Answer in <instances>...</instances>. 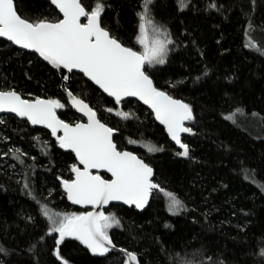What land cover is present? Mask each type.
Returning <instances> with one entry per match:
<instances>
[{
  "label": "snow or ice",
  "instance_id": "obj_1",
  "mask_svg": "<svg viewBox=\"0 0 264 264\" xmlns=\"http://www.w3.org/2000/svg\"><path fill=\"white\" fill-rule=\"evenodd\" d=\"M175 3L178 13L218 18L221 23L230 21L238 10L244 19L243 35L246 39L243 48L264 58V41L255 38L257 29L264 36V25L255 22L257 0H248L247 8L243 0H175ZM157 6L158 0H141L136 13L138 24L134 34L135 44L130 45L117 34L118 29L110 24L111 13L115 11L112 0H94L92 4L84 0H48L47 8L51 11L35 16L25 13L20 0H0V37L35 54L34 58L59 73L62 80L60 86L67 97L64 102L60 98L39 96L29 99L15 88L5 87L0 89V113L14 114L25 125L31 126V130L25 127L21 131L28 132L31 140L43 145V155H52L54 148L74 154V160L67 169L70 174L67 177L56 176L59 184L49 188L47 195H43L42 190L36 187V157L15 146L9 147L4 153V156L11 154L10 158L20 166V170L14 173L17 177L15 183L19 185V191L35 205V214L24 211L17 214L24 220V228H20L19 224L9 225L6 221L0 224V264H16L24 253H27V264H40L44 249L54 257L53 264H71L63 254V247L67 246L68 241L78 242L92 256L108 257L110 253H120L122 255L116 259L121 264H159V260L154 262L148 259V248L137 252L118 246L114 242L115 234L110 235V232L114 228L124 229L123 218L111 211L106 214L104 209L110 205L117 207L113 202H118L143 212L153 193L161 192L166 198L170 215L197 211L196 207L189 208L187 201L178 193L163 188L160 173L151 160L118 143L122 136L120 127L110 125L100 115V109L86 102L84 97L87 93L80 96L75 91L76 87L87 86L90 81L95 85L93 92L98 89L102 97L110 98L107 103L111 106L103 107L102 111L122 121L139 120L131 111L136 102L147 106L150 115L163 126L167 137L181 150L175 151L174 156L193 160L190 146L182 140V134L195 135L192 127L186 126V122L196 121L194 107L167 90L176 89L185 81L166 80V87H162L156 83L154 72L157 66L169 63L170 54L181 45L184 49H195L201 59L205 53L192 32L185 34L191 37L186 44L174 38L167 25L156 19ZM213 26L218 27L219 24ZM216 42L220 43L219 40ZM208 76L205 65L204 71L195 79L200 81ZM69 105L79 116L58 114V110ZM239 113L241 109L236 108L224 119L236 124ZM0 125H7V121L0 118ZM37 126L47 129L54 143L32 134ZM127 143L143 148L149 156L165 151L163 145L152 141L141 143L130 137ZM29 159L31 164L26 162ZM238 163L237 174L254 185L258 189L257 194L264 199V181L257 179L258 169L244 160H238ZM260 164L264 166V158ZM51 167L47 170L51 171ZM101 172L110 175L105 178ZM228 186L221 185L223 188ZM0 188L7 190L4 185H0ZM58 188L63 189L62 198L66 196L72 205L91 210L54 211L50 204ZM201 197L207 205L208 197H203L202 193ZM214 210H218L217 206L211 205L208 211L201 209L200 214L207 220ZM250 215V212H243L244 217ZM13 226L19 229L17 235H29L25 247L9 243L10 238L15 239L10 234ZM164 227L172 226L165 223ZM236 227L243 233L247 224L237 223ZM137 238L135 235L132 237L133 240ZM155 239L160 245L157 255L165 253L164 243L159 237ZM199 255L211 264H232L220 254L213 261V257L203 247ZM253 256L256 264H264V239ZM177 264H192V261L182 259ZM199 264H204V259H200Z\"/></svg>",
  "mask_w": 264,
  "mask_h": 264
},
{
  "label": "trees",
  "instance_id": "obj_2",
  "mask_svg": "<svg viewBox=\"0 0 264 264\" xmlns=\"http://www.w3.org/2000/svg\"><path fill=\"white\" fill-rule=\"evenodd\" d=\"M84 2L92 4L94 0ZM112 2L115 11L111 13V26L118 29L117 34L126 43L134 45L138 24L136 13L141 0ZM47 3L48 0H20L22 9L32 16L51 11ZM243 3L247 8L248 0H243ZM156 19L167 25L174 38L184 44L191 38L185 34L192 32L205 53L201 59L195 49H184L181 45L170 54L169 63L157 66L154 72L156 83L162 87H166V80L185 81L178 88L167 90L194 107L196 121L187 126L192 127L195 135L187 133L184 137L190 146L192 161L174 156V152L180 150L156 123L150 111L139 103L136 102L131 108L139 120L122 121L102 111L103 107L111 106L107 103L110 98L102 97L98 89L93 92L95 86L90 82H87V86L76 87L75 91L80 96L87 93L84 97L86 102L100 109V115L110 125L120 127L122 136L118 143L151 160L160 173L163 188L178 193L187 201L189 208L196 207L197 211L170 215L163 193L154 192L148 208L142 213L125 206L111 207L109 211L123 218L124 229L114 228L110 235L115 234L114 242L128 250L139 252L148 248V259L154 262L159 260V264H177L182 259L190 260L192 264H199V260L204 259V264H211L206 258L200 257L199 250L202 247L213 257V261L220 254L232 264H256L253 253L264 239V199L257 194L258 189L243 180L236 170L240 166L238 160H244L258 169L257 179L264 181V166L260 164L264 158V58L243 48L246 39L243 35L244 19L238 10L230 21L221 23L218 18L178 13L175 0H158ZM255 22L264 25V0H257ZM214 24L219 26L214 27ZM255 38L264 41L259 29ZM34 57L35 54L21 51L0 40V89L15 88L29 99L39 96L66 101L59 74ZM205 65L209 76L196 81L195 78L204 71ZM236 108H240L241 113L237 114V123L233 124L225 120L224 116ZM63 113L67 117L78 116L70 106L58 110V114ZM4 118L7 125H0V185H4L7 190L0 188V224L6 221L9 225L19 224L20 228H24L25 222L17 214L21 211L35 214V205L19 191V185L15 183L17 177L14 173L20 170V166L10 158L11 154L4 156V153L9 147L15 146L36 157V187L42 190L43 195H47L49 188L59 184L56 176L67 177L70 174L67 169L74 155L59 148H54L50 156L43 155V145L31 140L28 132L21 131L25 127L31 130V126L14 116ZM32 134L54 143V138L44 129L36 128ZM130 137L141 143L152 141L163 145L165 151L149 156L143 148L129 145L127 140ZM26 162L32 163L30 159ZM50 167L51 171L47 170ZM223 184L229 186L223 188ZM201 193L203 197H208L207 205L203 203ZM62 194L61 188L54 194L50 204L54 211L83 212L71 207ZM211 205H216L218 210L212 211L205 220L200 210L208 211ZM243 212H250L251 215L244 217ZM165 223L172 227L165 228ZM237 223L247 224L243 233L238 231ZM18 231L15 226L10 229L15 239L10 238L9 243L22 248L30 237L27 233L17 235ZM133 235L138 238L133 240ZM157 237L166 249L165 253L159 255ZM63 254L71 264H121L116 259L121 255L110 253L108 257L92 256L76 241H68L67 246L63 247ZM53 262L54 257L44 249L40 264ZM16 264H27V253L18 258Z\"/></svg>",
  "mask_w": 264,
  "mask_h": 264
},
{
  "label": "water",
  "instance_id": "obj_3",
  "mask_svg": "<svg viewBox=\"0 0 264 264\" xmlns=\"http://www.w3.org/2000/svg\"><path fill=\"white\" fill-rule=\"evenodd\" d=\"M0 40H4V41H6V42H8V43H10L11 44V42H9V41H7V40H5L4 38H2V37H0ZM15 46V45H14ZM16 48H18L19 50H21V51H26L27 52V50H23V49H20L18 46H15ZM45 63V62H44ZM50 67V66H49ZM59 74V73H58ZM59 76H60V74H59ZM60 78H61V76H60ZM86 79V78H85ZM88 82H90V81H88ZM91 83V82H90ZM95 86V85H94ZM67 98V97H66ZM137 103H139V102H137ZM140 105H142L143 107H145L147 110H149L150 111V109H148L147 108V106H145V105H143V104H141V103H139ZM70 106V105H69ZM71 108V107H70ZM72 109V108H71ZM74 112H75V109H72ZM76 113V112H75ZM78 116H79V113H76ZM0 116H14V114H11V113H0ZM15 117V116H14ZM16 118H18V117H16ZM19 119V118H18ZM155 120V119H154ZM156 123L160 126V127H162L163 128V126L162 125H160L157 121H156ZM188 125V122H186V126ZM37 128H39V129H44V128H42V127H39V126H37ZM44 130H46V131H48L47 129H44ZM167 134V133H166ZM187 135V133H184V134H182V140H184V137ZM171 141V140H170ZM174 145H175V143L173 142V141H171ZM176 146V145H175ZM176 148L178 149V150H180L179 148H178V146H176ZM61 150V149H60ZM61 151H63V152H65L64 150H61ZM181 151V150H180ZM66 153H68V152H66ZM74 155V154H73ZM101 175H106L107 177L110 175V174H108V173H105V172H101L100 173ZM62 189V188H61ZM62 192H63V189H62ZM66 197V196H65ZM152 199V198H151ZM151 199H150V201H149V204H150V202H151ZM66 200H67V198H66ZM67 202H68V204L71 206V207H75V208H78V209H80V210H83V211H86V210H91V209H85V208H82V207H80L79 205H72L71 204V202H69L68 200H67ZM114 204H117L118 206H125V207H128V206H126V205H120V204H118V202H113ZM149 206V205H148ZM148 206L143 210V212L148 208ZM111 207H113V206H109L108 208H106V209H104V211L106 212V214L108 213V211L111 209ZM129 208V207H128ZM136 210V209H135ZM137 212H139V213H142L141 211H139V210H136ZM117 254H119V255H122V254H120V253H117Z\"/></svg>",
  "mask_w": 264,
  "mask_h": 264
},
{
  "label": "rangeland",
  "instance_id": "obj_4",
  "mask_svg": "<svg viewBox=\"0 0 264 264\" xmlns=\"http://www.w3.org/2000/svg\"><path fill=\"white\" fill-rule=\"evenodd\" d=\"M137 47H138V46H137ZM62 110H64V109H62ZM4 117H5V116H0V118L5 119ZM1 140H2V134L0 133V142H1Z\"/></svg>",
  "mask_w": 264,
  "mask_h": 264
}]
</instances>
